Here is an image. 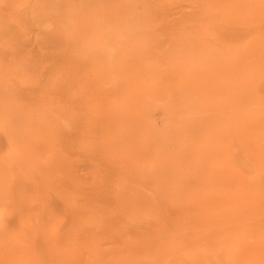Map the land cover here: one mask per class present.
Returning <instances> with one entry per match:
<instances>
[{
  "label": "rangeland",
  "instance_id": "374dc122",
  "mask_svg": "<svg viewBox=\"0 0 264 264\" xmlns=\"http://www.w3.org/2000/svg\"><path fill=\"white\" fill-rule=\"evenodd\" d=\"M0 264H264V0H0Z\"/></svg>",
  "mask_w": 264,
  "mask_h": 264
}]
</instances>
